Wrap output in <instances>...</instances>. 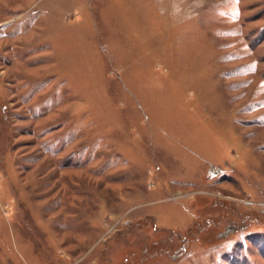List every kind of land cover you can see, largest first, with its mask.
Listing matches in <instances>:
<instances>
[{
	"label": "rangeland",
	"instance_id": "rangeland-1",
	"mask_svg": "<svg viewBox=\"0 0 264 264\" xmlns=\"http://www.w3.org/2000/svg\"><path fill=\"white\" fill-rule=\"evenodd\" d=\"M0 264H264V0H0Z\"/></svg>",
	"mask_w": 264,
	"mask_h": 264
}]
</instances>
